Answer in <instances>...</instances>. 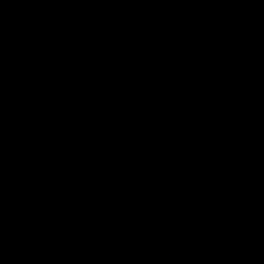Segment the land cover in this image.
Wrapping results in <instances>:
<instances>
[{
    "label": "water",
    "instance_id": "obj_1",
    "mask_svg": "<svg viewBox=\"0 0 264 264\" xmlns=\"http://www.w3.org/2000/svg\"><path fill=\"white\" fill-rule=\"evenodd\" d=\"M0 264H264V0H0Z\"/></svg>",
    "mask_w": 264,
    "mask_h": 264
}]
</instances>
